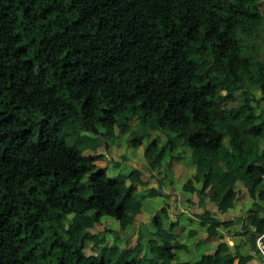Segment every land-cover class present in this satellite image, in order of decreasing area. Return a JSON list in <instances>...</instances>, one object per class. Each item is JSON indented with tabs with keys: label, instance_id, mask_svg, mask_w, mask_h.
Segmentation results:
<instances>
[{
	"label": "trees",
	"instance_id": "trees-1",
	"mask_svg": "<svg viewBox=\"0 0 264 264\" xmlns=\"http://www.w3.org/2000/svg\"><path fill=\"white\" fill-rule=\"evenodd\" d=\"M263 31L264 0H0V264H233L227 242L180 262L169 214L130 247L168 189L220 214L246 192L256 251L264 145L247 157L235 138L264 134ZM206 216L209 237L233 225Z\"/></svg>",
	"mask_w": 264,
	"mask_h": 264
},
{
	"label": "crops",
	"instance_id": "crops-1",
	"mask_svg": "<svg viewBox=\"0 0 264 264\" xmlns=\"http://www.w3.org/2000/svg\"><path fill=\"white\" fill-rule=\"evenodd\" d=\"M235 144L244 156L256 157L263 150L264 134L258 132L246 138L236 137ZM137 165L138 163H135V166ZM175 170L177 171L176 168ZM192 171L190 170L189 174ZM175 177L176 184L179 185L182 178L178 174ZM141 178L143 181L147 180L144 176ZM234 178L240 190L246 191V189L258 187V182L248 172L237 174ZM165 193L167 197H162L157 204H151L148 201L144 205L145 212L136 218L135 225L127 229L128 233H132V236L135 237L134 242L131 241L130 247L136 244V233L139 226L145 224L151 228L155 218L163 221L165 214H169V220L164 222V227L169 229L172 224H175L173 236L181 248L177 251L180 262L199 259L202 253H213L220 243L227 242L230 250L237 255L233 264H238L239 257L242 255L251 256L246 264H263L261 256L259 254L254 255L255 248L252 247L250 233H241L252 206L246 192L240 194L235 200L233 209L226 214H220L215 204L202 203L195 196L187 201L176 190L168 189ZM207 213L212 218L233 222L232 227L229 229L218 228V236L209 237L204 227L205 225L208 226ZM131 230L132 232H130ZM158 243L162 245L163 242L159 240Z\"/></svg>",
	"mask_w": 264,
	"mask_h": 264
},
{
	"label": "rangeland",
	"instance_id": "rangeland-1",
	"mask_svg": "<svg viewBox=\"0 0 264 264\" xmlns=\"http://www.w3.org/2000/svg\"><path fill=\"white\" fill-rule=\"evenodd\" d=\"M255 46H256V48H258V50H259V52L261 53V56L262 57H264V31L260 34V38H258V39H256L255 40ZM155 136V135H154ZM148 140L147 141H145L144 142V145L142 146L143 148H141L139 151H135L134 153H133V156L135 157V158H137V159H141L140 161L142 162V153H143V151H144V148L146 147V144H148ZM126 152H128V147L125 145V146H122L121 148H120V153L121 154H125ZM112 155V158H114V159H117V158H119V153H116L115 154V150L113 149V152L111 153ZM90 154L89 153H87V156H89ZM188 161H189V159H188V157L187 158H183L182 159V162H187L188 163ZM180 162H181V160H180ZM96 164H98V165H101V166H106L107 165V162L106 161H96L95 162ZM143 163V162H142ZM186 164V163H185ZM111 166V165H110ZM111 169V168H110ZM174 172L177 174V172H176V170H174ZM110 173H115V171H113L112 169L110 170ZM112 175V174H111ZM109 176L110 178H112V176ZM151 204L152 203H155V204H157L159 201L158 200H151V201H149ZM145 212V209H144V207H143V213ZM111 225H112V228L113 229H118V226H117V223L114 221V220H112L111 219ZM83 227V225H82V223H81V221L79 220V218H77V217H74L73 219H72V222H71V224L69 225V228H70V230H71V232H72V234L74 235V236H76V237H78V232L81 230V228ZM103 229H104V227L103 226H98V227H96V228H94V229H91V230H94V232H100V231H103ZM130 232H132V230L130 231ZM130 234H132V233H130ZM107 236H108V238L109 239H111L112 238V235H109V234H107ZM134 240H135V237L134 236H132V238H131V241L132 242H134ZM90 253V252H89Z\"/></svg>",
	"mask_w": 264,
	"mask_h": 264
},
{
	"label": "built area",
	"instance_id": "built-area-1",
	"mask_svg": "<svg viewBox=\"0 0 264 264\" xmlns=\"http://www.w3.org/2000/svg\"><path fill=\"white\" fill-rule=\"evenodd\" d=\"M255 254H259L262 259V263L264 264V234H261L256 239V251Z\"/></svg>",
	"mask_w": 264,
	"mask_h": 264
}]
</instances>
